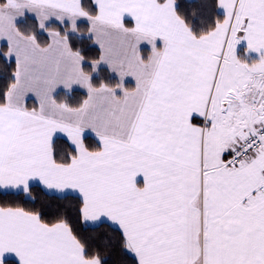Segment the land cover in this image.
Masks as SVG:
<instances>
[{
  "label": "snow or ice",
  "instance_id": "1",
  "mask_svg": "<svg viewBox=\"0 0 264 264\" xmlns=\"http://www.w3.org/2000/svg\"><path fill=\"white\" fill-rule=\"evenodd\" d=\"M0 264H264V0H0Z\"/></svg>",
  "mask_w": 264,
  "mask_h": 264
},
{
  "label": "trees",
  "instance_id": "2",
  "mask_svg": "<svg viewBox=\"0 0 264 264\" xmlns=\"http://www.w3.org/2000/svg\"><path fill=\"white\" fill-rule=\"evenodd\" d=\"M93 55H95V53H92Z\"/></svg>",
  "mask_w": 264,
  "mask_h": 264
}]
</instances>
